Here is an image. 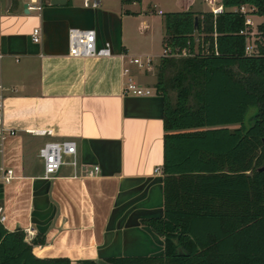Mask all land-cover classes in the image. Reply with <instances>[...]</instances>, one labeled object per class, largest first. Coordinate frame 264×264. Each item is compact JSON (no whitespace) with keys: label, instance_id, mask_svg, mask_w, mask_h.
Masks as SVG:
<instances>
[{"label":"crops","instance_id":"obj_1","mask_svg":"<svg viewBox=\"0 0 264 264\" xmlns=\"http://www.w3.org/2000/svg\"><path fill=\"white\" fill-rule=\"evenodd\" d=\"M24 1L0 0L2 119L14 132L1 143L0 166L15 174L9 183L0 181V223L9 231L24 230L28 242L44 234V244L32 245L39 258L106 264L109 256L161 254L163 239L141 223L163 213V105L154 88L162 53L135 49V40L149 43L152 24L132 8L134 2L91 0L97 5L85 6L83 0H44L40 11L27 12ZM200 5L190 0L183 6L211 9ZM166 10L154 3L146 13ZM160 21L156 34L162 44ZM36 26L38 43L30 38ZM70 28L94 30L96 46L109 43L110 54L70 56ZM147 56L153 63L138 74L130 60ZM128 77L152 93L125 92ZM65 139L75 142L76 165L65 163L43 177L39 148ZM94 165L99 171L87 176Z\"/></svg>","mask_w":264,"mask_h":264},{"label":"trees","instance_id":"obj_2","mask_svg":"<svg viewBox=\"0 0 264 264\" xmlns=\"http://www.w3.org/2000/svg\"><path fill=\"white\" fill-rule=\"evenodd\" d=\"M219 2L217 14L162 13L163 48L190 53L161 55L156 64L163 213L141 223L163 239V251L109 256L107 263L264 264V0ZM241 6L262 17L254 36ZM249 107L255 111L247 119ZM44 243L42 233L28 242L24 230L0 223V264H100L35 256L32 245Z\"/></svg>","mask_w":264,"mask_h":264},{"label":"built area","instance_id":"obj_3","mask_svg":"<svg viewBox=\"0 0 264 264\" xmlns=\"http://www.w3.org/2000/svg\"><path fill=\"white\" fill-rule=\"evenodd\" d=\"M44 0H25L23 5L24 9L27 12H35L40 11ZM83 4L85 6L92 5L96 6L97 2L91 0H83ZM211 9L213 14H217L222 11L221 4H217L215 0H210ZM241 12L250 11L245 8V6H241L239 9ZM242 32V31H241ZM247 32V31H246ZM30 38L33 42L38 43L41 38V30L40 27L36 26L31 30ZM245 52L250 55L254 52V46L250 41L246 43ZM68 54L70 56L75 57H99V56H107L110 54L109 43H105L102 47L96 46V36L94 30L91 29H80V28H70L68 30ZM190 53L185 50H176L173 53L166 48H163L162 55L164 56H175L182 57L187 56ZM2 52L0 51V57L2 56ZM134 63L138 68H149L151 67L153 60L147 56L144 61L140 58H132L130 60ZM128 68L124 69L125 74H128ZM124 91L135 94V95H150L152 93V89L149 87H144L134 82L131 78H127L124 84ZM3 99L0 92V147L1 143L7 135H12L13 130H7L3 126ZM75 151L76 146L73 140H55V141H47L45 142L38 150V156L42 162L43 166V177L50 178L54 173H56L60 167L69 163L71 165H76L75 159ZM66 156H72V159L67 162L65 161ZM159 168L156 169V171ZM99 171V167L97 165L92 166L91 168L86 170L87 176H94ZM14 170L9 167L0 166V181L3 183H9L14 178ZM4 217L1 214L0 210V219L2 220Z\"/></svg>","mask_w":264,"mask_h":264},{"label":"rangeland","instance_id":"obj_4","mask_svg":"<svg viewBox=\"0 0 264 264\" xmlns=\"http://www.w3.org/2000/svg\"><path fill=\"white\" fill-rule=\"evenodd\" d=\"M188 1L190 0H140L139 2H134V5H132L131 3H128L130 6L132 5V8H134L136 11H138V13L141 12L142 16H144L149 23L152 24V28L154 29V35L151 37H149V43L144 44L145 42H140V40H135V49H144L146 51V53L151 54V55H158L160 53H162V44H160V42L157 40V28H159L161 25V21L160 18L162 20V15H159L157 13H153V14H147L146 10H148L149 8H151L153 6V4H156V7L160 6L162 9L166 10V12L168 11H181V10H185L187 9L186 6H183L184 3H188ZM216 2L219 0H215ZM197 2L201 3L200 7H202L203 9H209V4L210 1L208 0H197ZM133 3V2H132ZM192 4V1L190 2ZM129 5L127 7H129ZM158 5V6H157ZM247 10L248 8L245 7ZM135 20H140L139 18H135ZM262 17L255 14V13H251V11H248L245 14V21L247 24H249V26L251 27V35L254 36V34L256 33L257 30V25L261 22ZM254 38L252 37V39H250L251 43L252 40ZM141 60L144 61L145 58H140ZM154 60H156L157 58H153ZM138 69V74L143 73V70H145L144 68H137ZM135 76L137 77V74H135ZM134 79H137V78ZM151 78V77H150ZM153 80V76L151 78ZM156 80V77H155ZM171 96L174 97V93L171 92ZM255 111V107H249L246 113V117L247 119H249V117H251L253 115ZM106 264H110V263H106Z\"/></svg>","mask_w":264,"mask_h":264},{"label":"water","instance_id":"obj_5","mask_svg":"<svg viewBox=\"0 0 264 264\" xmlns=\"http://www.w3.org/2000/svg\"><path fill=\"white\" fill-rule=\"evenodd\" d=\"M65 3H66V0H49V4H51V5H61V4H65ZM25 11H27V10H25ZM195 22H196V18H195ZM263 142H264V139H263ZM258 170L264 171V162L260 167H258ZM179 253H182L180 249H179Z\"/></svg>","mask_w":264,"mask_h":264}]
</instances>
